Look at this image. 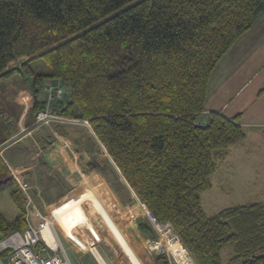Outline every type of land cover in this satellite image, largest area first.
<instances>
[{
  "label": "trees",
  "instance_id": "1",
  "mask_svg": "<svg viewBox=\"0 0 264 264\" xmlns=\"http://www.w3.org/2000/svg\"><path fill=\"white\" fill-rule=\"evenodd\" d=\"M263 10L264 0H0V83L12 76L24 82L34 123L48 107L86 122L130 190L159 223L172 225L195 264H222L226 247L228 264H264V204L210 217L201 205L217 163L246 136L238 117L204 113L208 82ZM44 81L64 86L62 98L40 99ZM16 91L1 96L0 88V181L11 176L1 152L17 133ZM84 145L97 149L96 141ZM105 175L129 202L127 190ZM10 187L18 214L0 215L1 238L25 227V198L14 181ZM137 226L146 239L156 237L146 219ZM156 260L168 264L164 254Z\"/></svg>",
  "mask_w": 264,
  "mask_h": 264
},
{
  "label": "crops",
  "instance_id": "2",
  "mask_svg": "<svg viewBox=\"0 0 264 264\" xmlns=\"http://www.w3.org/2000/svg\"><path fill=\"white\" fill-rule=\"evenodd\" d=\"M46 82H49L51 87L56 83ZM41 86L39 98L47 102L50 86L45 81ZM13 98L21 109L16 122L17 133L12 137V142L3 149L2 154L10 172L30 185L34 200L44 207H49L58 202L64 203L75 199L63 200L66 196L77 192L76 195L79 196L83 188L89 186L130 246L138 262L160 264L161 261L156 260L159 253L148 252L146 249V238L139 232L137 226L143 218L133 217L130 212L134 209H130L129 212L124 211L126 218H134L133 225L127 227L129 226L127 224L121 229L116 223L117 218L118 220L120 218L123 202L106 178L105 174H111V168L100 160L101 154L97 149L92 152L86 150L84 144L89 140L83 133L79 131L78 134L76 128L74 131L73 128L71 129L72 126H82L83 123L53 124L54 126L35 124L33 114H27L32 105L29 91L20 89ZM212 111L220 112L229 119L238 117L246 136L242 142L230 147L224 159L217 163L219 166L217 165L216 171L211 176V188L208 191L212 190L213 180L214 183L222 185L228 180L229 184L235 183V180L245 183V179L250 178L251 186L255 187L253 192L255 191V194L264 201V10L250 29L234 42L212 71L204 113ZM57 125L59 128H56ZM31 152L34 157H31ZM82 153L84 156L81 155ZM23 155L28 156V166H21ZM100 167L106 168L104 173L100 172ZM43 179H47V182L45 183ZM48 191L55 195V202L47 203L44 200L43 196ZM84 207L85 205L83 206L85 210ZM85 212L92 222L91 233L94 234L98 229L93 242L101 241V234H104V237L108 236L110 240L106 239V243L109 248L121 252L131 264L112 232L105 224L100 223L98 226L99 220L97 221L95 212L93 211L94 214L90 210ZM124 222L130 223L127 219ZM82 228L85 230L84 227H79L74 230L70 238L64 239L75 254H90L94 264H106L104 259L112 263L101 249V253L97 251L95 245L93 253L85 248L84 244L86 245L90 240L83 241L80 238Z\"/></svg>",
  "mask_w": 264,
  "mask_h": 264
},
{
  "label": "built area",
  "instance_id": "3",
  "mask_svg": "<svg viewBox=\"0 0 264 264\" xmlns=\"http://www.w3.org/2000/svg\"><path fill=\"white\" fill-rule=\"evenodd\" d=\"M64 90V86L60 83H55L50 87L47 100L52 101L61 99ZM35 123L39 125H49L50 123L65 124L77 122L75 120L56 116L48 107L45 111L36 114ZM84 123L87 124L86 122ZM11 175L26 201L24 215L25 227L22 230L9 233L6 237H0V264H70L66 251L60 240V236L62 235L55 216V207L60 205V203L53 207L49 206L40 208L35 203L30 185L16 177L12 171ZM85 189L86 187L83 188L81 192L83 193ZM81 192L80 194H82ZM77 195L70 196L67 199L76 198ZM136 203V206H139L144 212L145 219L148 221L156 235L154 239L145 240L147 248L150 251L164 254L168 259L171 257L174 258L173 254L168 249V245L169 243L173 244L180 242L178 236L173 231L172 225L169 222L159 223L155 217L148 212L138 198H136ZM89 210L90 209L87 208V211ZM97 232L98 229L94 234L91 233V228L83 229L80 238L85 241H91L96 237ZM87 248L93 253L92 249H95V247L92 241ZM182 249L184 250V256L186 257V264H195L186 250L184 248ZM177 263L181 264L179 262Z\"/></svg>",
  "mask_w": 264,
  "mask_h": 264
},
{
  "label": "rangeland",
  "instance_id": "4",
  "mask_svg": "<svg viewBox=\"0 0 264 264\" xmlns=\"http://www.w3.org/2000/svg\"><path fill=\"white\" fill-rule=\"evenodd\" d=\"M124 8H126V7L124 6V7L120 8V9H118L117 11H115L113 13H110L106 17L100 19L99 21L93 23L90 26H93V25L97 24L98 22H100L101 20H104L106 18H109V17L113 16L117 12L123 10ZM14 65H17V63H15ZM37 66L39 68H42V64L39 63V62L37 63ZM45 83L48 84V86H50L49 82L45 81ZM24 85H25L24 82L18 76H12L10 79L5 80V81L0 83L1 96H3L6 92H7L6 94H8V92H10V91L15 92L17 90L16 92H18L20 89H26L25 88L26 86H24ZM53 124L55 125L57 123H50V125L54 126ZM72 128H73V131L75 130L74 128H76V130H78L77 131L78 134H79V131L81 133H83L87 137V140L93 141V142L96 141V143H97V151H99L100 154H101L100 155V160L101 161L103 160L106 166L107 165L110 166L111 171H112L111 174L117 179V181L121 184V186L124 187L127 190V193L129 195L130 201L127 202L126 204L120 202L122 207H121V210H120V213H119V217L120 218H119V220L117 218V221H116L118 226H120L121 229L122 228L124 229L125 226H127V224L129 225L127 227H130L131 225L134 224V220H133L134 218L133 219L126 218L125 213H124V211L129 212L130 209H134L133 211L130 212V213H132L133 217L137 216V218L141 217V218L145 219L144 212L139 208V206H136V204H137L136 203V198L137 197L134 195V193L128 187L127 183L125 182V180L121 176L119 170L116 168V166L112 162L111 158L106 153L104 147L100 143L97 142V139L95 138L90 126L88 124H84L83 123L82 126H77V127L72 126L71 129ZM33 152H31V157H34ZM1 154H2V152H1ZM27 157L28 156H26V155H23L21 157V160L23 162L21 166H28ZM217 172H218V170H217ZM43 181L46 183L47 179H43ZM243 182L239 181V180H235V183L229 184V180H228L227 183H225V184L222 183V185H219L218 183H214V180H213L212 190L203 192L201 194V205H202V208H203L205 214L210 217V216H213L214 214L218 213L219 211H221V210H223L225 208H230V207H233V206H239V205L250 204V203H261V204H264V201L261 199V197H259L257 194H255V191L253 192L255 187L251 186V183H252L251 179L250 178H246L245 179V183H243ZM88 188L91 189L89 186H88ZM10 192H11V187H9V186L0 189V215H2L7 220H13L18 214V210L16 209L15 205L13 204V202H12V200L10 198ZM76 194H71L69 196H66L64 199H66V198H68L70 196H75ZM82 194H80L79 196H81ZM79 196H77V197H79ZM54 197H55V195H53V193H51L49 191L46 192V194L43 196L44 200L47 203L55 202L56 198H54ZM46 202H43V203H46ZM35 203L40 208L44 207V205H42L41 203H38L36 201H35ZM59 203L60 202L55 203L51 207H53V206H55V205H57ZM50 208H48V209H50ZM84 208H85L86 211H87L86 208H89L90 212L94 214L93 209L88 204H85ZM126 219L128 221H130V223H128V222L125 223L124 220H126ZM98 220H99L98 226L100 225V223L103 224V222L99 218L97 219V221ZM77 229H79V228H77ZM101 237H102V240L101 241L99 240V242H97V243L93 242L94 240L92 239V243L96 246L97 251H99L100 253H101V251H103L104 254H106L108 256V258L111 260V262L113 264H129V262L126 260V258L122 255L121 252H119V251L115 252V251H113L112 249L109 248L108 244L106 243V239L107 240L109 239L108 236L104 237V234H101ZM60 240H61V242L63 244V247H64V249L66 251V254H67V257H68V259L70 261V264H94V261H93V259H92L90 254H88V255L75 254L74 250L69 246V244L61 236H60ZM88 242H90V241H88ZM88 242L86 243V245L84 244L85 248L88 247ZM145 246H146V242H145ZM100 249H101V251H100ZM146 249H147L148 252H152V253L158 254L156 251H150L147 248V246H146ZM119 253H121V254H119ZM231 254H232V251H231L230 247H226L225 249L222 250V253H221V255H222V264H228L227 261H228L229 257L231 256ZM104 261L106 262V264H112L106 259H104Z\"/></svg>",
  "mask_w": 264,
  "mask_h": 264
},
{
  "label": "bare ground",
  "instance_id": "5",
  "mask_svg": "<svg viewBox=\"0 0 264 264\" xmlns=\"http://www.w3.org/2000/svg\"><path fill=\"white\" fill-rule=\"evenodd\" d=\"M85 204H88L93 209L97 217L112 232V234L114 235L118 244L123 249L124 253L128 257L131 264H140L138 260L136 259L130 246L123 239V236L121 235L116 225L111 220L110 215L107 213V211L102 206V203L100 202V200L97 198L95 193L92 190H90L88 187H86L85 191L83 192L81 196L73 200L60 203V205L55 207V216L59 224L60 232L62 235L61 237L63 239L70 238L73 235V231L76 230L78 227H84L85 229H87V228H90V226H92L91 219L88 217L87 213L83 209V206ZM179 242H180V239H179ZM168 247H169L168 249L171 251V253L173 254L175 258L174 259L173 257H171L168 260V258L165 257L168 260L169 264L171 263L178 264L177 262L181 264H186V257L184 256V250L182 249L184 247L181 242L173 243V244L169 243Z\"/></svg>",
  "mask_w": 264,
  "mask_h": 264
},
{
  "label": "water",
  "instance_id": "6",
  "mask_svg": "<svg viewBox=\"0 0 264 264\" xmlns=\"http://www.w3.org/2000/svg\"><path fill=\"white\" fill-rule=\"evenodd\" d=\"M84 156V154H81ZM13 184L12 176H8L6 179L0 181V189L5 188L7 186H11ZM111 242V241H110ZM112 243V242H111ZM114 243V242H113ZM115 245V244H114ZM116 246V245H115Z\"/></svg>",
  "mask_w": 264,
  "mask_h": 264
}]
</instances>
